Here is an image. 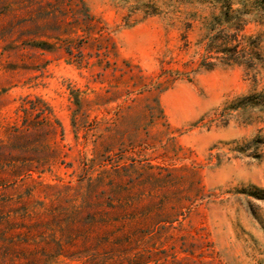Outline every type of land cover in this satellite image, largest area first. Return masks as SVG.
Masks as SVG:
<instances>
[{"label":"rangeland","instance_id":"374dc122","mask_svg":"<svg viewBox=\"0 0 264 264\" xmlns=\"http://www.w3.org/2000/svg\"><path fill=\"white\" fill-rule=\"evenodd\" d=\"M259 93L264 0H0V264H264Z\"/></svg>","mask_w":264,"mask_h":264},{"label":"trees","instance_id":"16d2710c","mask_svg":"<svg viewBox=\"0 0 264 264\" xmlns=\"http://www.w3.org/2000/svg\"><path fill=\"white\" fill-rule=\"evenodd\" d=\"M231 5L230 4H227L225 5V9L226 11L222 12L223 14V17H220V21H224V22H230L232 20L233 17H230L229 16V9L231 8L230 7ZM259 6H261L259 4ZM235 18L238 17V18H241V15L244 14L243 11H240L239 9H235ZM219 20V19H218ZM242 21V19H241ZM225 39L219 35V37H215V41L211 42V44L213 43L216 46H212V48H214V52L216 53H225L227 55V58H225V60H222L221 61V64H224V65H229L231 63H234V64H239V62L237 61V57L236 55L238 54V48L235 47H232V49H222V43L225 44ZM234 39H231V36H230V41H226V43H230V42H233ZM210 48V47H209ZM203 62V61H202ZM201 67H204V69L206 70H210L212 69V66L211 65H207L205 63H201L200 64ZM177 71V75L178 77L179 76H182V72H180L179 70H174V72ZM163 74H166L164 71H163ZM178 77L176 76H171V78L167 79V85H165L162 89H166L168 87H170V84L172 82L170 81H174L175 79H178ZM188 80V79H187ZM166 82V81H165ZM264 103V93H259V94H249V95H245V96H241V97H238V98H235L233 100H231L229 103H227L224 108H223V111H229V110H234V109H238V108H247V107H251V106H256V105H260V104H263ZM243 193L247 194V195H251V196H254L256 198H264L263 195H261L262 193H254L253 191H247L245 189V191H243Z\"/></svg>","mask_w":264,"mask_h":264}]
</instances>
